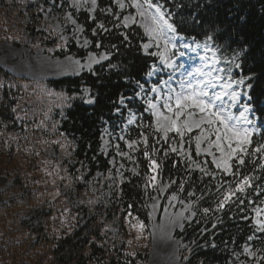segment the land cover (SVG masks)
<instances>
[{"label":"trees","instance_id":"obj_1","mask_svg":"<svg viewBox=\"0 0 264 264\" xmlns=\"http://www.w3.org/2000/svg\"><path fill=\"white\" fill-rule=\"evenodd\" d=\"M153 3L171 15L181 37L211 42L221 58L237 57L240 68L235 74L251 77L253 107H264V0ZM47 8L62 15L68 3L0 0V42L25 43L22 20L27 17L38 37L34 44L50 54L83 59L89 52H104L108 59L77 75L40 81L0 66V187L4 189L0 193V264H147L152 248L148 202L157 192L147 183L151 175L157 176L158 187L160 183L168 185L162 203L178 193L196 213L174 232L181 240L180 264H240L246 259L245 246L256 256H264V232H258L253 221L255 210L264 203V153L246 157L242 175L233 176L216 169L208 156H196L193 145L192 157L211 175L189 166L176 153L164 159L162 171L153 173L143 155L144 145L137 143L135 173L118 180L112 191L113 217L120 225L116 237L109 233L110 224L102 214L91 213L82 219L64 203L59 188L46 189L57 179L81 188L84 177L97 170L108 172L109 158L100 151L102 132L122 125L129 110L137 115L128 128L129 138L141 141L143 132L149 145L154 143L152 129L147 127L153 118L136 93L138 83L147 85L145 78L157 62L156 56L144 52L142 28L135 23L125 27L121 22L132 9L120 10L114 0H97L92 15L87 11L74 14L89 42L85 48L61 39L44 18ZM101 23L107 31L98 27ZM86 89L93 103L85 102ZM256 117L254 147L264 143V117L260 112ZM53 145L66 146L72 153L76 162L71 176L45 155L46 148ZM156 147L162 149L156 157L159 163L168 145L161 141ZM243 176L254 178L250 186L218 210L221 194L234 188ZM133 217L145 223L140 239H136L137 229L129 224L136 223ZM34 219L37 224L31 227Z\"/></svg>","mask_w":264,"mask_h":264},{"label":"snow or ice","instance_id":"obj_2","mask_svg":"<svg viewBox=\"0 0 264 264\" xmlns=\"http://www.w3.org/2000/svg\"><path fill=\"white\" fill-rule=\"evenodd\" d=\"M117 2L121 8L125 7L121 0H117ZM75 3L78 6L80 0H75ZM91 5L92 9H95L97 0H91ZM129 6L135 8L145 33L159 49V51L150 54L159 57L163 66L176 69L178 65L173 57L177 54V44L174 43V40L177 39L178 32L175 24L171 22V15L163 10L162 5L153 3V0H142V2L141 0H131ZM130 22L135 23V17L125 16L124 26L127 27ZM98 27L107 31L102 23ZM93 31L95 33V30ZM211 39L212 37H208V40ZM87 43L88 41H85V44ZM153 43L144 44V50L147 51L153 46ZM196 46L200 47L199 44ZM184 47L189 48L191 46L185 44ZM204 48L207 49V43ZM100 59H107V56H101ZM204 59V67L196 69L195 72H187L185 74L187 79L180 80L178 89L169 85L171 76L169 80L163 81V88L154 86L150 89V92L155 95L147 101L146 110L150 111L153 118L147 127L152 129L154 143L149 145L148 135L142 132L140 134L141 141L128 142V147L133 149L137 143L144 145L143 155L148 160V168L153 173H156L157 170L162 171L164 159H167L170 153H176L183 160L188 161L189 166L194 165L205 175H211L192 158L193 145L196 156L202 154L211 156L216 169L233 176L242 175L240 169L245 165L246 157L251 158L257 153H264V143L253 146V137L257 131L256 113L260 112L261 117H264V107H253V98L249 94L253 85L248 83L251 77L244 75H240L238 78L233 77L232 68H240V64L236 63L237 57L226 62L224 68L216 66L219 60L215 57L212 58V63H208L207 57ZM98 62L95 57H90L87 67L91 68L93 63ZM154 71L148 72V76H152ZM137 86L143 92V86L139 83ZM85 91L87 92V89ZM139 94L137 93V95ZM87 102L93 103L94 101L89 99ZM120 103H124L123 98H121ZM135 119V114H131L128 123H133ZM161 141L168 147L163 149V156L158 163L157 153L162 149L157 148L156 145L161 144ZM186 144L188 145L187 148H185ZM118 154L128 155L127 153H119V150ZM205 163L207 162L205 161ZM133 172L135 173V169ZM252 179L254 178L243 176L242 179L237 180L234 188L230 187L221 194V198L217 202V209H223L237 193H244L245 189L250 186ZM156 180V175L147 177V183H151L156 191L163 193L168 185L158 187L155 184ZM180 188L182 191V183ZM152 199L157 198L152 197ZM176 199L175 194L169 197L170 206L171 201ZM243 202V200H239V203ZM156 207L157 205L154 203L152 208L155 209ZM164 211L167 212V208H164ZM186 211H188V207L176 213L170 222L174 226L182 228L183 223L180 221L190 220L196 215L195 212H191L189 216H185ZM203 211L208 213L209 209L205 208ZM260 211L257 209V215ZM133 219L136 220V223L129 221L130 227L137 229L136 239H140L145 223L138 217H133ZM257 224L258 230L264 231V221H257ZM128 243L131 244L132 241H128ZM245 251L247 252L248 249L245 248Z\"/></svg>","mask_w":264,"mask_h":264},{"label":"rangeland","instance_id":"obj_3","mask_svg":"<svg viewBox=\"0 0 264 264\" xmlns=\"http://www.w3.org/2000/svg\"><path fill=\"white\" fill-rule=\"evenodd\" d=\"M65 1L68 3V10L62 15L59 11H53L50 8H47L44 11L43 15L46 22L61 36L63 41H73L79 47H89V42L85 44V41L88 40L83 36L82 27L77 23L74 14L79 11H87L92 15L94 9H92L91 0H80L78 6L76 5L75 0ZM114 1L120 10L132 9V12L127 13L122 17V24L124 25L125 16L135 17V24H138L145 34L146 41L144 44L153 43L145 33L144 28L142 27V21L137 15L135 8L129 6L131 0H121L125 5L124 8L119 6L117 0ZM22 21L24 22L25 43L15 45L9 41L0 42V66L16 75L26 76L38 81L49 78L77 75L84 70L92 69L95 65L108 59V55L104 52H89L83 59L69 55L64 57L52 55L47 52L44 47L36 46L34 44L38 37L36 33L32 31L31 26H29L30 23L28 18L25 17ZM131 24L133 23L130 22L128 26ZM174 43L177 44V54L173 59L176 61L178 67L174 70L169 69L163 66L159 57L156 56L157 62L152 65L150 69V71H154L155 69L154 74L152 76H148L147 74L145 78L147 85H142L143 92H141L140 87L137 90V93L140 94L137 95L136 93V99L139 103L145 105L146 108L148 99L155 95L150 92V89L154 86H160L163 88V81L169 80L170 76L171 80L169 81V85L178 89L180 80L187 79L185 75L187 72H195L196 69L204 67L205 57L208 58V63H212L213 57L218 59L219 63L216 66L219 68L226 67V62L233 60L228 57L221 58L217 52V48L208 41L194 43L192 40L184 39L178 35L177 39L174 40ZM206 43L207 49L204 48ZM185 44H188L191 47L185 48ZM197 44H199L200 47H197ZM157 51H159V49H157L154 43L147 51L144 50L145 53H153ZM180 53H183V55H180ZM101 56H107V59L102 60L100 59ZM90 57H95V59L99 61L98 63H93L91 68L87 67ZM237 70L238 68H232V75L234 78H238V75L235 74ZM84 94L85 102L88 103L87 101L91 99L89 92L84 91ZM121 106L125 107V102L121 104ZM131 114H135V117L137 118L136 113L133 110H129L122 125L119 123L114 129H108L106 127L102 132L100 151L103 157L109 158L108 163L110 165V170L108 172L97 170L94 175L84 177L80 182L82 184L81 188L68 186L66 182H63L60 179H57L54 185H50L46 188L48 190L53 189L55 186L59 188L61 195L64 197V203L71 206L73 210L78 211L82 219L90 216L91 213L102 214L108 219L110 224L109 233L112 237L117 236L120 228L119 223L113 217L112 191L118 180H124L126 175L133 172V169H135V166L133 165V153L137 144L133 149H129L128 142L134 140L130 139L127 135L128 128L133 126L136 122L135 119L133 123H128ZM187 147L188 145L186 144L185 148ZM118 150L119 153H127L128 155H120L118 154ZM44 153L51 161H56L61 170L63 169V171H67L68 177L71 176L73 171L72 168L76 161L72 158V153L68 147L65 146L61 148L53 145L46 148ZM200 156L203 157L208 155L202 154ZM208 157L212 161V157ZM196 161L200 163L198 160ZM200 165L203 167L202 163H200ZM192 167L196 168L194 165H192ZM165 185L167 184L160 183L159 187H164ZM166 190L167 187L163 193L157 191L153 196L157 199L154 200L151 198L148 202V213L151 214L149 217L152 248L147 264H151V257L152 264H157L158 261H156L155 258L161 257L163 253L167 254V261L165 260L163 262L164 264H180L179 248L181 246V240L174 236V232L180 230L181 227L174 226L170 221L174 218L176 213L182 211L185 207H188V211L184 213L185 216H189L193 210L191 203L182 199L178 193H172L177 196V199L171 201V206L169 197H171L172 194H170L165 202L162 203ZM1 192H4V189L0 187V193ZM154 203L157 205L155 209L152 208ZM164 208H167V212L164 211ZM257 209L261 210L259 215H257ZM257 209L254 212L253 221L258 229L257 221H264V203ZM187 221L189 220H183L180 221V223H183L184 225ZM36 224V219L30 221L31 227H34ZM258 232L264 231L258 230ZM245 248L248 249L247 252L244 249L246 259L241 261L240 264H264V256H256L250 246H245Z\"/></svg>","mask_w":264,"mask_h":264},{"label":"bare ground","instance_id":"obj_4","mask_svg":"<svg viewBox=\"0 0 264 264\" xmlns=\"http://www.w3.org/2000/svg\"><path fill=\"white\" fill-rule=\"evenodd\" d=\"M163 248V247H162ZM154 250V249H153ZM162 251V250H161ZM162 253V252H161ZM167 253V252H166ZM166 255L167 254H162V256L161 257H157V258H155L156 259V261H158V263L157 264H161V262H162V264H164L163 262L166 260ZM169 257V256H168ZM156 261H155V263H156ZM167 261V260H166ZM150 262H151V264H152V257H151V260H150Z\"/></svg>","mask_w":264,"mask_h":264}]
</instances>
